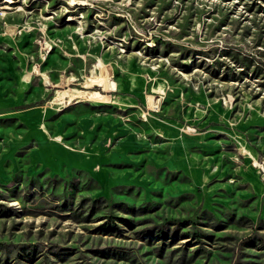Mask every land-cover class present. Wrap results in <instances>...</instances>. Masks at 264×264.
Instances as JSON below:
<instances>
[{
    "label": "rangeland",
    "instance_id": "rangeland-1",
    "mask_svg": "<svg viewBox=\"0 0 264 264\" xmlns=\"http://www.w3.org/2000/svg\"><path fill=\"white\" fill-rule=\"evenodd\" d=\"M225 49L264 70V0H0V264H264V77ZM47 103L82 159L19 143Z\"/></svg>",
    "mask_w": 264,
    "mask_h": 264
},
{
    "label": "crops",
    "instance_id": "crops-1",
    "mask_svg": "<svg viewBox=\"0 0 264 264\" xmlns=\"http://www.w3.org/2000/svg\"><path fill=\"white\" fill-rule=\"evenodd\" d=\"M19 78H20V81H23V78H27V77H19ZM25 82L29 84L28 81H23L22 82L23 85ZM88 109H90L89 106L84 105V104H79L76 106L75 110L76 111L78 110L87 111ZM55 114H56L55 108L52 106H49V103H47V104L33 105V106H30L29 108L13 111L5 115L13 116L17 120L18 123L26 124L28 126V130H29L28 133H26V135L21 137V140H19V143L21 145H24L26 143L28 144L33 139L36 140L38 143V147L36 150L33 149L31 154L34 158L36 156L38 158V161L43 162V158H45L46 162L56 165L60 161L66 160L65 157H61L59 155L62 152H67L68 154L75 157L77 160L82 159L84 157V153L82 151H75L72 149H67L63 147V145L60 142H56L49 137L50 134L47 131V128L50 127L49 120L53 116H55ZM88 130L90 131L89 133L91 135L92 130H94V128L90 127ZM184 141L185 140H181V138H179L177 133H174V134L169 135L167 137V141L162 142L158 148H162L165 151V154L167 157L164 159L176 158V159H179L185 162L187 161L188 157H187V152L183 146ZM174 143H176V146H177L176 148L173 146ZM135 144H138L141 146L140 143H136V141L130 140L127 143V145H124V148L129 149ZM181 149H184V152L180 153ZM94 159L98 161L97 157H94ZM97 167L100 168L99 164L96 163L93 166V168L96 169ZM121 208L124 209V206ZM124 211L130 212V210H126V208Z\"/></svg>",
    "mask_w": 264,
    "mask_h": 264
},
{
    "label": "trees",
    "instance_id": "trees-1",
    "mask_svg": "<svg viewBox=\"0 0 264 264\" xmlns=\"http://www.w3.org/2000/svg\"><path fill=\"white\" fill-rule=\"evenodd\" d=\"M219 26V25H218ZM248 30L251 29V28H257V35H258V38H257V41L256 43L260 42V36L261 35V29L259 27V24L257 23H254L252 21V25L251 26H247ZM245 28L242 29V33L241 35L243 34H247L248 32L247 31H244ZM158 44L159 43H163L166 47H170V48H178L177 46H174L172 45L171 43H167V42H163V41H158L157 42ZM262 43V41L260 42ZM259 44V43H258ZM157 46V44H155V47ZM226 51H224L225 54H223V56H225L226 58H229V60H231V63H233L235 66L239 67V73L240 74H243L245 73V71H249L255 76V77H264V70L262 68V64L260 61L256 60L255 58L251 57L250 55H242L239 51L237 52H233L230 50V49H225ZM188 50L186 49L185 50V54L184 55H181L182 57L183 56H191V53H193L194 51L191 50L190 52H187ZM197 52L201 53V51L199 50H196ZM163 54H168L169 52V49L167 48L166 50H162ZM187 52V53H186ZM202 52H206V51H202ZM180 57V58H182ZM175 64H178V63H175ZM238 73V74H239ZM224 77H229L228 74H226ZM230 77H235V75H233V72H232V76ZM264 85V83H263ZM124 206V209L126 208V210H130V212L133 210V208L130 206V205H126V204H122ZM120 206V205H119ZM141 210H145L146 208L145 207H141L140 208ZM238 220H241V221H248V219L246 217H239ZM168 227H167V223L163 224L162 226H159L157 228V233H156V236H160L161 238H165V236L168 235ZM175 235V232L174 234ZM173 237V236H172Z\"/></svg>",
    "mask_w": 264,
    "mask_h": 264
},
{
    "label": "built area",
    "instance_id": "built-area-1",
    "mask_svg": "<svg viewBox=\"0 0 264 264\" xmlns=\"http://www.w3.org/2000/svg\"><path fill=\"white\" fill-rule=\"evenodd\" d=\"M262 165V169H263V164H261Z\"/></svg>",
    "mask_w": 264,
    "mask_h": 264
}]
</instances>
